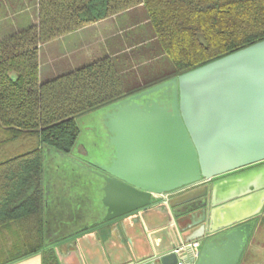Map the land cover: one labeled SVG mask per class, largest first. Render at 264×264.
Instances as JSON below:
<instances>
[{"label": "water", "instance_id": "1", "mask_svg": "<svg viewBox=\"0 0 264 264\" xmlns=\"http://www.w3.org/2000/svg\"><path fill=\"white\" fill-rule=\"evenodd\" d=\"M99 113L103 142L78 154L96 167L99 197L92 223L71 237L121 231L134 261L115 264H239L264 209V165L199 185L264 162V41ZM57 154L76 165L73 155ZM151 208L164 214L171 241L164 251L152 238L153 250L141 257L125 222L135 226L136 214ZM193 241H200L196 255L183 249Z\"/></svg>", "mask_w": 264, "mask_h": 264}, {"label": "trees", "instance_id": "2", "mask_svg": "<svg viewBox=\"0 0 264 264\" xmlns=\"http://www.w3.org/2000/svg\"><path fill=\"white\" fill-rule=\"evenodd\" d=\"M36 1V24L0 40V231L23 234L0 264H60L42 239L43 150L69 155L78 116L264 41V0ZM133 11L141 35L40 82L42 45Z\"/></svg>", "mask_w": 264, "mask_h": 264}, {"label": "crops", "instance_id": "3", "mask_svg": "<svg viewBox=\"0 0 264 264\" xmlns=\"http://www.w3.org/2000/svg\"><path fill=\"white\" fill-rule=\"evenodd\" d=\"M34 3L36 16L31 18L30 22H27L26 20L16 19V0H0V40L36 24L38 5L36 0ZM24 5L25 7L26 5L29 6L30 9V3H24ZM90 27L68 34L66 37L58 38L39 48L40 82L52 79L88 61V49L84 47L86 44L83 43L82 46L80 45L81 47H77V45L71 44V40ZM43 190L42 239L44 248L50 247L54 250L60 264H115L124 259L134 261L122 232L116 230L111 232L108 227L101 230L87 231L73 237H71L72 235L64 237L60 242L57 238L46 242L45 224L47 217L50 216V207L44 185ZM136 216L139 218V222L135 226L131 221L125 222V225L130 227L128 233L134 241L138 256L144 257L153 250V240L154 242H160L161 249L165 251L171 240L166 237V227L162 226L164 225V214L151 208L140 211ZM118 222L113 223V226ZM50 232H52L51 229ZM252 235V242L239 264H264V209ZM22 237V232L14 225L9 230L0 231V260L3 258L1 255L4 253L8 255L10 250L17 252L18 248L14 247L17 246ZM12 264H42V253L28 256ZM139 264L152 263L147 260Z\"/></svg>", "mask_w": 264, "mask_h": 264}, {"label": "rangeland", "instance_id": "4", "mask_svg": "<svg viewBox=\"0 0 264 264\" xmlns=\"http://www.w3.org/2000/svg\"><path fill=\"white\" fill-rule=\"evenodd\" d=\"M34 1L16 0L17 20L30 22L31 18L36 16ZM24 3H30V9L27 5L25 7ZM140 12L133 11L94 25L73 38L71 44L77 47L86 44L84 47L88 49L89 56L95 50L101 53H107L109 49L116 51L118 49L115 44L118 43L119 46L125 44L124 35L129 29L139 35L143 33ZM118 68L119 70L122 68L119 63ZM101 109L102 107L76 118L79 134L68 155L69 157L73 155L76 165L59 157L54 150H43L42 182L50 207V216L47 217L45 224L46 242L55 238L60 242L62 238L71 236L92 223L91 212L99 197L97 187L100 180L92 173V170H96L95 165L83 161L78 154L83 152L82 146L88 147L93 152L103 142L104 128L99 113Z\"/></svg>", "mask_w": 264, "mask_h": 264}, {"label": "flooded vegetation", "instance_id": "5", "mask_svg": "<svg viewBox=\"0 0 264 264\" xmlns=\"http://www.w3.org/2000/svg\"><path fill=\"white\" fill-rule=\"evenodd\" d=\"M96 148H97V147H96ZM82 149H83V148H82ZM82 153H83V152H82ZM261 165H264V162H260V163L254 164V165H250V166H248V167H244L243 169L236 170V171H233V172L227 173V174H225V175H222V176H219V177L213 178L211 181H209V182H205V183L199 185V187H201V186H203V185H205V184L210 185L211 183H214V181H216V180H219V179H222V178H226V177L231 176V175H234V174H238V173H240V172H243L244 170L246 171V170H250V169H252V168H257V167H259V166H261Z\"/></svg>", "mask_w": 264, "mask_h": 264}, {"label": "built area", "instance_id": "6", "mask_svg": "<svg viewBox=\"0 0 264 264\" xmlns=\"http://www.w3.org/2000/svg\"><path fill=\"white\" fill-rule=\"evenodd\" d=\"M170 197L169 194L167 195H159L158 198L160 200H165V199H168ZM185 248H191L192 251L194 252V254L196 255V253L198 252L199 248H200V241H193L191 243H188L187 245H185L183 247V249ZM182 262L181 261H178L177 264H181Z\"/></svg>", "mask_w": 264, "mask_h": 264}]
</instances>
